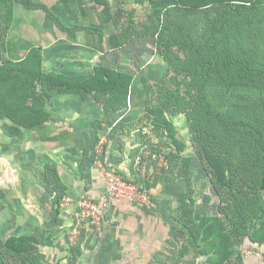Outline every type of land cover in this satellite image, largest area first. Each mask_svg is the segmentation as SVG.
I'll return each mask as SVG.
<instances>
[{
	"label": "rangeland",
	"instance_id": "1",
	"mask_svg": "<svg viewBox=\"0 0 264 264\" xmlns=\"http://www.w3.org/2000/svg\"><path fill=\"white\" fill-rule=\"evenodd\" d=\"M37 1L47 4L69 26L82 23L101 28L104 46L115 36L113 43L103 51L95 49L93 43L101 47L99 35L93 41L87 31L63 32L43 10H29L22 0H12L10 7L0 5V62L11 53L7 40L21 37L15 46L21 50L24 42L43 39L45 71L89 75L96 67L107 66L132 80L124 110L107 111V97L98 101L84 89L66 93L51 88L48 99L54 115L50 121L24 131L0 116V243L10 235L32 232L39 240L36 257L47 264H217L214 243L208 239L213 231L199 225L204 217L220 215L222 204L204 168L199 149L204 143L196 137L197 127L204 125L199 116L172 113L169 96L189 100L192 91L185 75L167 61L168 31L151 29L143 34L141 22L151 16V0ZM27 136L49 146L37 145L48 158L39 159L45 186L49 181L48 188L58 187L65 175L84 181L80 189L56 197L55 210L62 196L73 199L67 205L72 208L69 223L52 225L57 232L50 230L55 216L48 214L49 208L40 206V223H33L17 205L21 198L15 201L9 193L24 187L14 181L20 169L7 164L19 160L20 147L16 153L12 149ZM13 138L17 141L11 142ZM110 169L135 184V195L113 199L100 226L84 222L77 237L70 239L79 199L86 195L96 200L105 194ZM93 175L102 183L98 190L90 186ZM226 228L231 233L228 223ZM259 230L260 242L230 236L225 264H264V222Z\"/></svg>",
	"mask_w": 264,
	"mask_h": 264
},
{
	"label": "trees",
	"instance_id": "2",
	"mask_svg": "<svg viewBox=\"0 0 264 264\" xmlns=\"http://www.w3.org/2000/svg\"><path fill=\"white\" fill-rule=\"evenodd\" d=\"M22 2L26 9L43 10L63 32L87 31L93 41L96 34L101 40L104 37L101 28L65 24L45 3ZM150 3L151 16L141 22L143 34L151 29L168 31L167 61L185 75L192 91L189 100L182 95L169 96L172 113L185 111L203 121L196 137L204 143L199 148L204 168L222 204L220 215L204 217L199 225L213 231L208 239L215 244L214 257L217 264H225L230 236L260 242L257 234L264 222V0ZM0 5L10 7L12 0H0ZM114 37L106 46L102 40L101 47L96 43L91 47L108 49ZM20 41L19 36L15 41L7 40L11 53L0 62V116L25 129L50 121L54 115L48 99L51 88L66 93L84 89L93 92L98 101L107 97V111L127 108L129 75L107 66H98L89 75L45 71L46 41L24 42L21 50L15 48ZM1 45L5 48L6 41ZM45 169L51 168L45 165ZM58 184L49 189L63 188L62 182ZM33 234L10 235L0 243V264H45L36 257L39 240Z\"/></svg>",
	"mask_w": 264,
	"mask_h": 264
},
{
	"label": "crops",
	"instance_id": "3",
	"mask_svg": "<svg viewBox=\"0 0 264 264\" xmlns=\"http://www.w3.org/2000/svg\"><path fill=\"white\" fill-rule=\"evenodd\" d=\"M93 50H95V49H93ZM18 128L22 129L24 131L27 130L23 127H18ZM35 128H37V127H35ZM32 138L33 137L27 136L23 140L22 145L17 146V149H12V152L14 151L16 153V151H18V149H19L18 147H20L21 156L19 157V160L16 159L14 161H10L11 163H9V161H8L7 166L10 169L11 168L12 169H15V168L20 169L18 171V173L20 175H17L14 178V181L16 183H24V187L15 189L17 191L15 194L12 193V191H10L9 193L11 196H13L15 198V201L19 200L18 197L21 198L20 204H18V202H17V205L20 206L21 210L22 209L25 210V214L27 216L28 215L31 216L30 219H33L32 220L33 223H40L38 220L42 214V209L41 210L39 209V207L41 206V207L45 208V210H47L49 208L48 214L51 211L50 215L55 216V220L51 224V226L54 224L59 225V226H62L63 224L66 225L71 220L72 208L67 207V206L64 207L61 204L60 205L57 204L60 207H59V209L55 210L54 209L55 204L53 205V203L56 201V197L63 193L60 191L65 190L67 192H69V191L71 192L73 190H77V188L80 189L81 185H82V183H84V181H82L80 179V176L72 175L71 177H69V176L65 175L63 182H62L63 188L59 187V188L55 189L54 191L49 189V188L47 189L44 182L42 181V179L40 177V174H42V172H43V164H41L39 159H42V157H44V156L41 153L42 149L40 150L38 146L46 148V149H49V146L43 145L42 140H38V139L34 138L35 141H33L34 139H32ZM16 141L14 138L11 139V142H16ZM17 143H18L17 145L20 144L19 142H17ZM11 145H13V143H11ZM54 152H55V150H54ZM44 159H45V161L48 160V158H46V157H44ZM87 176H90V175H86L85 178ZM94 180L100 181V179H98L94 176L93 182L91 181L92 182V183L90 182L91 184L88 182V184H90V186L92 184H94L92 189H97V190L100 189V187H102L101 181H100L101 184L100 183L98 184V181L94 182ZM12 201H14V199ZM48 204H50V207H47ZM12 207H15V204H12ZM30 230H32V227H30ZM50 230L57 232L56 231L57 229L54 228L53 226Z\"/></svg>",
	"mask_w": 264,
	"mask_h": 264
},
{
	"label": "built area",
	"instance_id": "4",
	"mask_svg": "<svg viewBox=\"0 0 264 264\" xmlns=\"http://www.w3.org/2000/svg\"><path fill=\"white\" fill-rule=\"evenodd\" d=\"M109 179V192L97 198L91 200L88 196L83 195L78 201V210L75 213L76 222L70 228V239L76 238L78 233L81 232L84 222L92 224L94 226L101 225V221L104 219L105 210L110 205L111 201L116 198H132L135 195L137 187L135 184L123 179L120 174H116L114 169H110L106 173ZM135 190V191H134ZM73 201L71 196L64 195L62 197L61 205H69Z\"/></svg>",
	"mask_w": 264,
	"mask_h": 264
}]
</instances>
